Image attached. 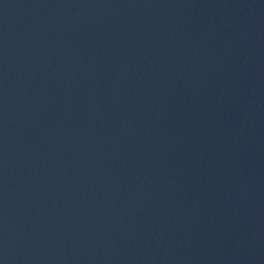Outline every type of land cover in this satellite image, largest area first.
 Wrapping results in <instances>:
<instances>
[{
  "label": "water",
  "instance_id": "1",
  "mask_svg": "<svg viewBox=\"0 0 264 264\" xmlns=\"http://www.w3.org/2000/svg\"><path fill=\"white\" fill-rule=\"evenodd\" d=\"M0 264H264V0H0Z\"/></svg>",
  "mask_w": 264,
  "mask_h": 264
}]
</instances>
